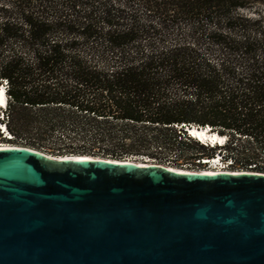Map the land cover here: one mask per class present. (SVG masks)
Wrapping results in <instances>:
<instances>
[{
	"label": "trees",
	"instance_id": "1",
	"mask_svg": "<svg viewBox=\"0 0 264 264\" xmlns=\"http://www.w3.org/2000/svg\"><path fill=\"white\" fill-rule=\"evenodd\" d=\"M4 82L0 122L28 148L264 173V0H0Z\"/></svg>",
	"mask_w": 264,
	"mask_h": 264
},
{
	"label": "water",
	"instance_id": "2",
	"mask_svg": "<svg viewBox=\"0 0 264 264\" xmlns=\"http://www.w3.org/2000/svg\"><path fill=\"white\" fill-rule=\"evenodd\" d=\"M72 155L0 149V264H264V173Z\"/></svg>",
	"mask_w": 264,
	"mask_h": 264
},
{
	"label": "bare ground",
	"instance_id": "3",
	"mask_svg": "<svg viewBox=\"0 0 264 264\" xmlns=\"http://www.w3.org/2000/svg\"><path fill=\"white\" fill-rule=\"evenodd\" d=\"M5 87V86H4ZM7 94H6V89L5 91H2L0 92V101H2V103H0V106L1 105H5L7 103ZM191 134L200 138V139H203V140H209L211 141L212 143H215V142H219V143H223L224 144L226 143V140H227V137L226 136H221L220 134L218 133H214L211 131V129L208 127L206 130L202 129L201 131L198 129V130H192L191 131ZM14 147H20L19 145H16V144H13V143H3V144H0V149H6V148H14ZM23 147V146H21ZM44 153V152H43ZM44 154H47V156H50V158H62L64 159V157H68L69 155H52V154H48V153H44ZM72 156H85V155H72ZM65 157V158H66ZM61 160V159H60ZM129 161H133V160H129ZM134 162H141V163H145L143 161H138V160H135ZM147 163V162H146ZM209 167V168H208ZM182 169V168H181ZM175 170H180V168L178 169H175ZM223 169H221V167L219 166V164H215V163H210L207 168H203V169H200L198 171H192L191 173H197V172H200V173H207V174H219V173H226V171H222ZM181 171V170H180ZM183 172H190V171H183ZM236 172V171H235Z\"/></svg>",
	"mask_w": 264,
	"mask_h": 264
},
{
	"label": "built area",
	"instance_id": "4",
	"mask_svg": "<svg viewBox=\"0 0 264 264\" xmlns=\"http://www.w3.org/2000/svg\"><path fill=\"white\" fill-rule=\"evenodd\" d=\"M3 85L5 86V88L7 89V84L4 82L3 83ZM6 119H8V117L6 116ZM4 123H6V122H4ZM6 125V124H5ZM7 127V126H6ZM191 132H188V135L190 134ZM8 137H10V140H6V143H12L13 141H16V138H15V136L13 135V134H11L9 131H8ZM16 145H19L20 147L21 146H23V147H26L23 143H21V142H19L18 144H16ZM125 159H127V160H133V161H135V160H138V161H143V162H156L155 160H151V159H149V158H147V157H144V156H140V157H137V156H131V157H128V158H125ZM215 164H219V166L221 167V169H223L222 171H226V172H231V173H236V172H239V171H249V170H252V168L250 167V169L249 170H243V169H240V170H238V169H232V162L230 161V160H225L224 158H222V156H220L219 154H218V156H217V159L215 160V162H214ZM163 165H165V166H168V167H171V168H173V169H178V168H180V170L181 171H190V172H192V171H198V170H200L201 168H189V167H185V166H179V167H177V166H174V165H172V164H170V163H166V164H163ZM197 167H199V166H205L204 164H202V163H200V160H198V163H197V165H196ZM182 168V169H181ZM236 171V172H235Z\"/></svg>",
	"mask_w": 264,
	"mask_h": 264
},
{
	"label": "rangeland",
	"instance_id": "5",
	"mask_svg": "<svg viewBox=\"0 0 264 264\" xmlns=\"http://www.w3.org/2000/svg\"><path fill=\"white\" fill-rule=\"evenodd\" d=\"M107 57L109 59L111 57V54L107 55ZM5 142H6L5 137L2 134H0V144H3ZM12 143L13 144H18L19 142L18 141H13ZM51 151L48 150V152H51ZM183 151L186 154V156H188L187 158H190L191 154L194 152L193 150H191V149L189 150V149H186V148H184ZM48 152H46V153H48ZM44 153H45V151H44ZM52 155H58V154H57V152H55ZM219 155L222 156V154H219ZM166 156H172L173 158H176L177 154H174V152H167ZM151 160H153V159H151ZM178 163L179 164H177V165H175V164H172V165L177 166V167H179V166H185V167H189V168H198V169L199 168H201V169L207 168V166H204V167L203 166H199V167H197L196 165L198 163V160H195V161L190 160V159L185 160V161L181 160Z\"/></svg>",
	"mask_w": 264,
	"mask_h": 264
},
{
	"label": "snow or ice",
	"instance_id": "6",
	"mask_svg": "<svg viewBox=\"0 0 264 264\" xmlns=\"http://www.w3.org/2000/svg\"><path fill=\"white\" fill-rule=\"evenodd\" d=\"M0 92H2V90H0ZM0 103H2V101H0Z\"/></svg>",
	"mask_w": 264,
	"mask_h": 264
},
{
	"label": "clouds",
	"instance_id": "7",
	"mask_svg": "<svg viewBox=\"0 0 264 264\" xmlns=\"http://www.w3.org/2000/svg\"><path fill=\"white\" fill-rule=\"evenodd\" d=\"M3 85V84H2ZM4 86V85H3ZM5 88V87H4ZM6 89V88H5ZM8 99V98H7Z\"/></svg>",
	"mask_w": 264,
	"mask_h": 264
}]
</instances>
